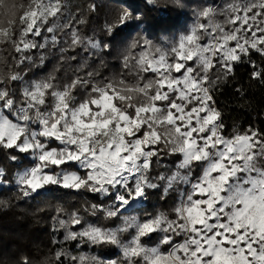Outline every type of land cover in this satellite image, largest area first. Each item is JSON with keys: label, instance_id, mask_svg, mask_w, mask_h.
I'll use <instances>...</instances> for the list:
<instances>
[{"label": "snow or ice", "instance_id": "snow-or-ice-1", "mask_svg": "<svg viewBox=\"0 0 264 264\" xmlns=\"http://www.w3.org/2000/svg\"><path fill=\"white\" fill-rule=\"evenodd\" d=\"M65 9L64 0H31L18 27L0 28V43L12 45L20 65L37 54L43 62L61 33L72 50L109 48L81 36ZM194 16L169 44L133 41L118 78L87 72L61 86L51 76L29 82L17 72L7 84L0 77V149L25 154L31 164L16 174L19 192L57 186L110 201L83 214L58 209L54 228L76 247L115 246L119 257L61 249L57 264H264V133L225 135L212 95L235 64L252 53L264 58V0L206 3ZM129 18L124 13L121 23ZM248 62L252 78L264 82V69ZM162 155L179 160L153 175ZM4 176L0 169V183ZM160 188L177 194L171 214H129Z\"/></svg>", "mask_w": 264, "mask_h": 264}, {"label": "trees", "instance_id": "trees-1", "mask_svg": "<svg viewBox=\"0 0 264 264\" xmlns=\"http://www.w3.org/2000/svg\"><path fill=\"white\" fill-rule=\"evenodd\" d=\"M31 0H0V28H10L13 23L19 26V16L27 10ZM222 0H64L65 17L81 36L93 37L109 48L97 50L95 55L81 48L72 50L64 41L68 39L61 33V42L56 47L43 50L44 60L34 55L32 62L18 64L19 55L12 45L0 43V77L8 83V77L20 73L25 81L44 80L55 77L61 86L75 76H85L87 72L97 75L95 80L119 77L122 72V59L133 41L148 39L154 44H169L186 33L195 20L194 12L206 3H221ZM129 13L130 18L121 23V16ZM79 21H84L79 23ZM65 22V18H61ZM111 27V32H109ZM61 49H64L61 51ZM264 69V58L252 53L243 62L234 65L233 73L213 89L214 107L221 114L224 134L243 132L249 128L264 133V82L252 78L253 67ZM17 91L20 82H15ZM82 98L84 93L78 91ZM53 146H56L55 144ZM10 155H17L12 161ZM179 160L178 156L162 155L159 166L154 163L153 173L171 171L170 164ZM31 166L25 154L0 149V169H3L6 183L0 186V264H57L56 253L61 249L73 255L87 254L101 260L119 257L115 246L76 247L75 242L63 240V231L54 228L58 209L71 212L75 209L84 213L91 204H105L108 200L84 191L47 186L28 197H24L15 183L16 174ZM75 170V169H73ZM177 202V194L170 192L165 196L163 189H149L144 206L135 212L141 219L158 212H168ZM93 219L92 217H88ZM156 240L153 239L155 244Z\"/></svg>", "mask_w": 264, "mask_h": 264}, {"label": "rangeland", "instance_id": "rangeland-1", "mask_svg": "<svg viewBox=\"0 0 264 264\" xmlns=\"http://www.w3.org/2000/svg\"><path fill=\"white\" fill-rule=\"evenodd\" d=\"M222 79H223V78H222ZM33 80H36V79H32L31 81H33ZM37 80H39V79H37ZM223 80H224V79H223ZM223 80H220V81L222 82ZM29 82H30V81H29ZM177 162H178V161H177ZM177 162H175L174 164H170V165H169V167H171V171L174 170V168H175V164H176ZM153 166H154V165H153ZM167 172H169V171H166V173H167ZM158 173H159V172H158ZM152 174L155 175V174H157V173H152ZM15 179H16V177H15ZM1 185H2V183H0V186H1ZM46 187H47V186H46ZM46 187H45V188H46ZM45 188H44V189H45ZM41 190H43V189H41ZM41 190H38V191H41ZM38 191H37V192H38ZM37 192H36V193H37ZM33 194H35V193H33ZM145 199H146V198H145ZM145 199H144V201H143V203H142L141 205H137V208H138V207H141V206H144V204H145ZM152 243H153V240H152L151 242H149V246H154V244H152Z\"/></svg>", "mask_w": 264, "mask_h": 264}]
</instances>
